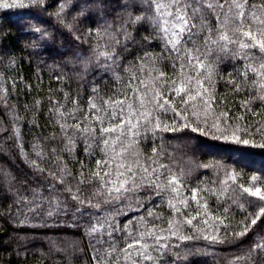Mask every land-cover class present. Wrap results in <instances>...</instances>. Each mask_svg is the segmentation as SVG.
I'll return each instance as SVG.
<instances>
[{
	"label": "snow or ice",
	"instance_id": "6c2138e0",
	"mask_svg": "<svg viewBox=\"0 0 264 264\" xmlns=\"http://www.w3.org/2000/svg\"><path fill=\"white\" fill-rule=\"evenodd\" d=\"M30 5L45 11L49 6L45 0H0V9L5 10ZM57 5L55 19L70 33H76L75 25L82 19L103 10L101 0H57ZM120 7L111 23L89 29L88 42L96 41L95 64L91 59L83 62L85 73L94 66L110 76L111 87L93 84L86 102L79 94L72 98L68 93L63 103L52 101L50 112L56 114L64 142L61 152L75 159L83 145V159L75 160L79 170L73 172L53 148L55 171H48L53 182L46 189L33 188L31 199L17 195L16 203L22 206L18 213L26 209L20 223H29L27 213L37 219L44 216L47 205L48 218L70 213L74 221L87 218L92 264H187L190 249L183 251L185 242L231 244L228 235L246 236L264 215L262 203L251 224L241 221L242 231L221 235L222 228L227 232L230 227L234 207L244 213L254 204L244 194L264 202V189L238 184L240 174L223 163L197 165L214 168L217 179L211 187H202L203 181L192 187L186 178L191 170L177 161V154L181 159L188 154V145L173 144L181 137L166 135L190 131L264 149V141L255 140L256 135L264 137V126L258 121L255 127L241 123L248 113L258 115L253 100H242L240 114L232 116L235 107H228V97L221 98L217 91L224 81L221 66L231 60L238 73H229L226 80L232 95L244 92L264 103V0H126ZM45 23L29 26L31 47L44 45L47 50L54 40L53 33L42 27ZM145 25L151 28L147 41H159L160 51L148 48L125 64L118 49L129 51L136 43L134 33ZM36 156L30 167L43 175L40 163L47 154L40 150ZM211 198L226 205L222 211L219 207L213 211ZM162 207L170 218L159 211ZM33 226H47V220ZM241 262L264 264V237L256 236L248 253L233 264Z\"/></svg>",
	"mask_w": 264,
	"mask_h": 264
},
{
	"label": "trees",
	"instance_id": "16d2710c",
	"mask_svg": "<svg viewBox=\"0 0 264 264\" xmlns=\"http://www.w3.org/2000/svg\"><path fill=\"white\" fill-rule=\"evenodd\" d=\"M125 2L126 0H101L103 10L77 23L76 33L68 32L56 21L57 0H45V4L49 5L46 11L34 5L26 9H0V264H92V249L85 235L86 217L74 221L70 213L48 218V207L45 205L44 216L37 219L33 218L32 213H27L29 223L21 224L26 209L18 213V208L22 206L16 203V199L17 195L31 199L33 188L43 185L46 189L53 182L48 175L49 170L55 171L53 148L58 155H62L73 172L79 170L80 165L75 160L83 159V145L78 146L75 159L70 158L67 152H61L64 142L60 139L56 114L54 111L50 112L52 101L63 103L64 94L68 93L72 98L79 94L86 102L93 84H99L101 89L106 85L111 87L107 83L110 76H106L102 70L92 66L85 73L84 60L91 59L95 64L93 47L96 41L93 39L89 43L87 34L90 28L95 30L116 19L121 12L120 6ZM72 15H75L74 10ZM67 20L71 21V15ZM40 21H46L42 27H46L54 36V40L48 43L47 50L44 45L39 48L30 46L33 34L29 31V26ZM150 33L151 28L145 25L134 33L136 43L129 45V51L118 49L125 58V64L142 56L148 48L154 52L160 51L159 41H147L146 37ZM76 35H81L83 39L77 40ZM78 56L83 59H77ZM233 64L234 61L228 60L221 66L224 81L218 83L217 91L221 98L228 97V107H235V111L230 113L232 116L240 114L242 100L252 99V108L258 115L253 117L248 113L241 123L255 127L258 121L260 126H264V103L244 92L232 95L230 86L226 84L229 73L238 76ZM58 76H63L64 79L57 80ZM54 135L56 139H52ZM166 135L181 137L180 141H172L173 144L188 145V154L183 159L177 154V161L186 170H191L186 178L192 187L201 185V181L204 182L202 187H211V182L217 179L214 168H198L197 165L223 163L224 167L235 169L240 174L238 184L264 189V149L230 144L190 131ZM255 140L260 143L264 141V137L256 135ZM40 150L48 157L40 163L45 168L43 175L30 167V161L37 159L36 152ZM147 152L151 153L150 142ZM234 161L237 163H233ZM253 176L260 177V180L253 182ZM235 195L239 196L240 191ZM244 197L253 200L254 204L247 205L248 211L244 213L234 207L228 221L230 227L227 232L222 228L221 235L242 231L240 222L251 224V219L259 211L257 205L264 203L247 194ZM69 203H72L71 200ZM209 204L213 211L217 207L222 211L226 206L218 205L215 198H211ZM159 211L170 218L166 207ZM245 216H248L247 220ZM44 220H47V226H33ZM163 227H167V219ZM188 231L191 233V229ZM258 235L264 237V215L246 236L236 239L233 235H228V239L232 240L231 244H211L204 239L187 241L183 249H190L187 264H233L237 257L248 253Z\"/></svg>",
	"mask_w": 264,
	"mask_h": 264
}]
</instances>
